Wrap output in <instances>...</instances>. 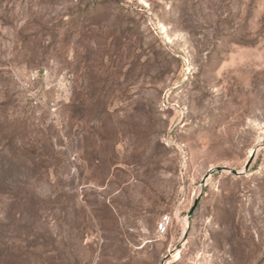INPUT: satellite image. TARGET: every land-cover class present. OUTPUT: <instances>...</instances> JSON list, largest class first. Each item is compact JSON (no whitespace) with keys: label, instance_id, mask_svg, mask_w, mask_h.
Masks as SVG:
<instances>
[{"label":"rangeland","instance_id":"obj_1","mask_svg":"<svg viewBox=\"0 0 264 264\" xmlns=\"http://www.w3.org/2000/svg\"><path fill=\"white\" fill-rule=\"evenodd\" d=\"M0 264H264V0H0Z\"/></svg>","mask_w":264,"mask_h":264},{"label":"water","instance_id":"obj_2","mask_svg":"<svg viewBox=\"0 0 264 264\" xmlns=\"http://www.w3.org/2000/svg\"><path fill=\"white\" fill-rule=\"evenodd\" d=\"M253 154H251V156H250V158H249V160L247 161V163L245 164V166H244V170H247L248 169V167H249V165L251 164V162H252V159H253ZM224 168H216V171H221V170H223ZM231 173L232 174H234V175H239V173H237L236 171H231ZM208 176H209V174H206L205 176H204V178H203V180H202V182L204 183V181L208 178ZM197 200L195 201V203H194V205H193V207L190 209V211H189V213H188V217H190L191 215H192V213H193V211H194V209H195V207H196V204H197ZM186 237V234H184V236H183V238H185ZM165 261H163L162 263H164Z\"/></svg>","mask_w":264,"mask_h":264},{"label":"built area","instance_id":"obj_3","mask_svg":"<svg viewBox=\"0 0 264 264\" xmlns=\"http://www.w3.org/2000/svg\"><path fill=\"white\" fill-rule=\"evenodd\" d=\"M34 104H36V102H33Z\"/></svg>","mask_w":264,"mask_h":264}]
</instances>
